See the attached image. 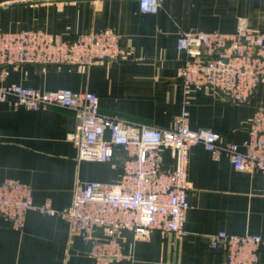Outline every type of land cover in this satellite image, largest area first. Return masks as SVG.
Masks as SVG:
<instances>
[{"label":"crops","instance_id":"0c3cea01","mask_svg":"<svg viewBox=\"0 0 264 264\" xmlns=\"http://www.w3.org/2000/svg\"><path fill=\"white\" fill-rule=\"evenodd\" d=\"M157 12L141 10L139 0H0V32L42 29L55 36L113 29L124 57L88 67L36 64L11 67L8 82L40 90L69 87L98 95L100 110L126 121L172 127L184 108L179 69L186 54L177 48L182 31L232 32L239 19L264 34V0H160ZM264 105V80L245 103L209 89L195 91L186 106L193 129L220 134V142H242L256 110ZM80 123L70 108L30 109L14 98L0 101V182L30 184L34 203L51 200L55 214L31 209L16 231L0 217V264H97L78 235L70 234L60 212L73 200L77 180L118 183L124 153L113 161L80 159L69 139ZM189 209L185 233L154 230L136 237L121 234V260L105 264H223L222 248L210 244L219 230L264 238V175L237 169L227 152L215 157L202 144L190 149ZM258 264H264V242Z\"/></svg>","mask_w":264,"mask_h":264},{"label":"built area","instance_id":"2783aa9c","mask_svg":"<svg viewBox=\"0 0 264 264\" xmlns=\"http://www.w3.org/2000/svg\"><path fill=\"white\" fill-rule=\"evenodd\" d=\"M142 11L155 13L160 0H139ZM177 48L186 54L179 69L184 108L175 124L161 128L102 112L98 95L89 90L59 87L40 90L8 82L11 67L35 63L88 67L100 60L124 57L113 29L55 36L42 29L0 32V101L14 98L30 109L54 105L73 109L80 118L69 139L80 159L113 161L124 153L118 183L77 180L71 204L60 214L70 234L78 235L97 264L121 260V234L131 230L146 237L158 230L165 235L185 233L190 149L202 144L215 157L224 151L237 169L259 170L264 175V105L252 117L247 137L240 143H221L212 129H193L186 106L195 91L209 89L235 103H245L264 80V34L239 19L232 32L182 31ZM38 209L55 214L51 200L36 205L30 184L17 178L0 182V217L13 229L24 228L27 212ZM260 234H235L224 229L210 235V244L222 248L223 264H258Z\"/></svg>","mask_w":264,"mask_h":264},{"label":"rangeland","instance_id":"374dc122","mask_svg":"<svg viewBox=\"0 0 264 264\" xmlns=\"http://www.w3.org/2000/svg\"><path fill=\"white\" fill-rule=\"evenodd\" d=\"M26 64H35V63H26ZM36 65H39L43 70H46L49 66H51V64L50 65H47L45 68L42 66V65H40V64H36Z\"/></svg>","mask_w":264,"mask_h":264}]
</instances>
